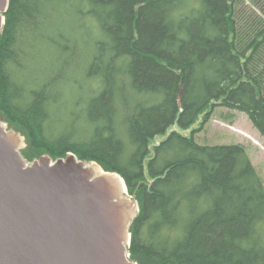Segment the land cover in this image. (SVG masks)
I'll use <instances>...</instances> for the list:
<instances>
[{
	"label": "trees",
	"instance_id": "1",
	"mask_svg": "<svg viewBox=\"0 0 264 264\" xmlns=\"http://www.w3.org/2000/svg\"><path fill=\"white\" fill-rule=\"evenodd\" d=\"M4 18L0 115L27 163L72 153L123 179L130 261L264 264L262 176L196 140L217 110L264 138V0H9Z\"/></svg>",
	"mask_w": 264,
	"mask_h": 264
},
{
	"label": "water",
	"instance_id": "2",
	"mask_svg": "<svg viewBox=\"0 0 264 264\" xmlns=\"http://www.w3.org/2000/svg\"><path fill=\"white\" fill-rule=\"evenodd\" d=\"M8 6L0 0V34ZM2 120L0 264H136L129 229L139 207L123 179L72 153L28 164L14 143L21 135L5 133Z\"/></svg>",
	"mask_w": 264,
	"mask_h": 264
},
{
	"label": "rangeland",
	"instance_id": "3",
	"mask_svg": "<svg viewBox=\"0 0 264 264\" xmlns=\"http://www.w3.org/2000/svg\"><path fill=\"white\" fill-rule=\"evenodd\" d=\"M221 111L217 110L213 118L204 125L203 130L197 134V142L199 144H205L210 146H222V145H240L249 155L252 164L257 169L258 173L264 180V138L253 127L248 117L239 112H231L234 115V123L230 125L228 122H224L219 119ZM227 113V112H226ZM202 116L198 122L192 127L198 129L201 126ZM2 126L5 133H17L10 125L2 120ZM175 129V128H174ZM185 136L190 137L189 131H181ZM23 137V136H21ZM15 135L14 143L18 151L22 152L25 147V139ZM30 164V163H28Z\"/></svg>",
	"mask_w": 264,
	"mask_h": 264
},
{
	"label": "bare ground",
	"instance_id": "4",
	"mask_svg": "<svg viewBox=\"0 0 264 264\" xmlns=\"http://www.w3.org/2000/svg\"><path fill=\"white\" fill-rule=\"evenodd\" d=\"M86 167L91 171L92 174H98V173H101V169H97L96 165L94 164H88L86 165ZM120 183L122 184V186L124 187V191H125V186L123 185L121 179H120ZM132 209H136V206L133 204L132 205ZM131 220V219H130ZM130 222V221H129ZM128 222V224H129Z\"/></svg>",
	"mask_w": 264,
	"mask_h": 264
}]
</instances>
